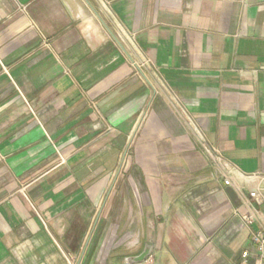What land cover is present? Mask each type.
I'll return each instance as SVG.
<instances>
[{
	"label": "crops",
	"instance_id": "crops-1",
	"mask_svg": "<svg viewBox=\"0 0 264 264\" xmlns=\"http://www.w3.org/2000/svg\"><path fill=\"white\" fill-rule=\"evenodd\" d=\"M262 176L264 0H0V264H252Z\"/></svg>",
	"mask_w": 264,
	"mask_h": 264
},
{
	"label": "built area",
	"instance_id": "built-area-1",
	"mask_svg": "<svg viewBox=\"0 0 264 264\" xmlns=\"http://www.w3.org/2000/svg\"><path fill=\"white\" fill-rule=\"evenodd\" d=\"M151 66V62L145 58L141 57L139 62L133 63V67L136 71L141 72L143 67ZM208 153L215 154L213 149L206 148ZM218 162L221 161L220 157L216 156ZM224 185L228 186L230 184V179L223 176ZM248 201L254 202L258 206L264 208V176L260 177V184L256 187H252L247 191ZM247 223L256 222L259 225V230L252 233V242L255 247V259L252 264H264V210H259L251 216L242 217ZM249 253L243 251L241 253V264H247Z\"/></svg>",
	"mask_w": 264,
	"mask_h": 264
},
{
	"label": "water",
	"instance_id": "water-1",
	"mask_svg": "<svg viewBox=\"0 0 264 264\" xmlns=\"http://www.w3.org/2000/svg\"><path fill=\"white\" fill-rule=\"evenodd\" d=\"M150 254V249H145L140 255L131 260L132 263H140Z\"/></svg>",
	"mask_w": 264,
	"mask_h": 264
},
{
	"label": "rangeland",
	"instance_id": "rangeland-1",
	"mask_svg": "<svg viewBox=\"0 0 264 264\" xmlns=\"http://www.w3.org/2000/svg\"><path fill=\"white\" fill-rule=\"evenodd\" d=\"M107 247H108V245H107ZM107 250H108V248H107ZM104 263H105V264H111V261H108V259H106V260L104 261Z\"/></svg>",
	"mask_w": 264,
	"mask_h": 264
}]
</instances>
